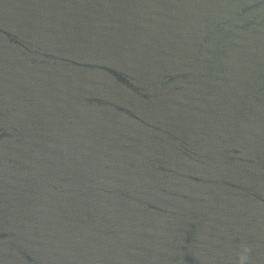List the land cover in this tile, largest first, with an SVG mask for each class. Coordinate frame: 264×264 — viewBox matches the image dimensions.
<instances>
[{
    "label": "water",
    "instance_id": "1",
    "mask_svg": "<svg viewBox=\"0 0 264 264\" xmlns=\"http://www.w3.org/2000/svg\"><path fill=\"white\" fill-rule=\"evenodd\" d=\"M0 264H264V0H0Z\"/></svg>",
    "mask_w": 264,
    "mask_h": 264
},
{
    "label": "clouds",
    "instance_id": "2",
    "mask_svg": "<svg viewBox=\"0 0 264 264\" xmlns=\"http://www.w3.org/2000/svg\"><path fill=\"white\" fill-rule=\"evenodd\" d=\"M242 259H243V257H242Z\"/></svg>",
    "mask_w": 264,
    "mask_h": 264
}]
</instances>
